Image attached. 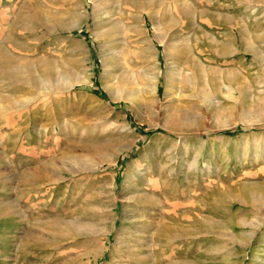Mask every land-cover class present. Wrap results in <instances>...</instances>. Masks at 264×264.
<instances>
[{
    "label": "rangeland",
    "instance_id": "obj_1",
    "mask_svg": "<svg viewBox=\"0 0 264 264\" xmlns=\"http://www.w3.org/2000/svg\"><path fill=\"white\" fill-rule=\"evenodd\" d=\"M0 49L32 65L0 64V106L25 103L0 115V264H264V201L231 196L264 197V0H0ZM158 67L141 113L105 89Z\"/></svg>",
    "mask_w": 264,
    "mask_h": 264
},
{
    "label": "bare ground",
    "instance_id": "obj_2",
    "mask_svg": "<svg viewBox=\"0 0 264 264\" xmlns=\"http://www.w3.org/2000/svg\"><path fill=\"white\" fill-rule=\"evenodd\" d=\"M248 36L243 31L242 32L240 31L238 38H240V40H242V41L244 40L246 43V46H248V45H250V40H249ZM245 50L247 52H249L250 54H252L256 59L260 60L262 52L259 53V51L255 47L254 48L253 47L252 48L246 47ZM11 61H13V58L9 56V54L6 52V50L0 49V64L2 65V71L4 72V74L6 73L9 76L14 77L15 80L22 82V79L24 77L23 72L26 70L31 71L32 65L29 64L27 66H20L17 64H12ZM263 64H264V62H263ZM191 66L193 67L192 72L189 70V71H186L187 73H181L180 70L179 71L178 70H175V71L168 70L165 73V77L167 78L166 94H168L169 98L173 101V105L177 104V101H178L176 99L178 88L175 87L174 85H175V83H178L179 79H181V81H183L184 84H186L187 87L189 89H192V90L193 89L196 90L197 85H195V84L202 83L204 80V77H203L204 67H202L203 65L197 59H193ZM41 68H42V70H41L42 73H44V75H46L47 77L46 78L40 77V78H33V79L36 81L38 88L40 87V89L42 91H44L45 89L49 90V86H48L49 81L54 80V78H55L53 76L54 75L53 65L50 62H45V64L43 63L41 65ZM125 71L123 68L122 69L119 68L118 74L116 72L115 74H113V76L111 75L112 76V78L110 77L111 78V83H110L111 85H108V84L105 85V89L109 92V94L111 95V97L114 101H117V100L127 101L131 106L136 107L137 111H139L141 113L142 110H144V108H145L144 102H143V100H144L143 92L149 91L150 93L157 95V93L159 91L158 83L160 82V76H159L160 75L159 74L160 67H158V70L155 74L151 73L150 71H147V70L142 73L141 77H143V79L146 80V82H145L146 84L142 87H139L138 84L136 83V79L134 77V74L130 73L127 70H125ZM235 77H233V78H235ZM83 78H84V76H83ZM86 78L83 79V82H90L91 79L88 76ZM76 80L80 81V79H76ZM81 82H82V80H81ZM70 85L72 86L73 83H70ZM182 87H183V85H182ZM45 92H47V91H45ZM189 96L193 97V96H195V93L194 92L190 93ZM189 96H187V97H189ZM0 99H1V94H0ZM24 105H25V103H21V102L18 103V105H16L14 101H13V103L11 102L7 105H1L0 106V115L5 113L9 109L18 108V107H21ZM175 107H178V106H175ZM149 110L150 109L148 108L145 111L150 112ZM172 112H174V114L172 115L173 117L171 115L170 116L172 118H174L176 120V122L186 119V115H184L185 113H183V112L180 113L178 110H174ZM4 120L5 119H3V117L1 118V116H0V123H2ZM166 120L167 119H165V124L163 125L164 128H168V129L171 128V130L176 129L177 123H174L175 120H174V122L168 121V120L166 121ZM120 125H121L120 129L123 132L125 131V133H126V131H127L128 133H133L131 125L127 122L126 118H125V121ZM231 194H232L231 196L235 197L234 200L232 201V205H233V202L240 203L244 206L251 204L254 206H260L261 207L263 205V203H262L264 201L263 194L260 197H256V196L252 197V194H250L249 192H246V191H241V192L236 193V194H234V193H231ZM244 223L242 221V223H241L242 227H246V224H244ZM260 225H262V222L255 223L252 226H254L255 228H259ZM245 233H246V235L248 234L247 232H245ZM249 233H250V231H249ZM228 236H230L228 238L230 239V241H232L233 244H235L236 242L237 243L239 242V237L237 238V236L234 234V232H233V234L232 233L228 234Z\"/></svg>",
    "mask_w": 264,
    "mask_h": 264
}]
</instances>
